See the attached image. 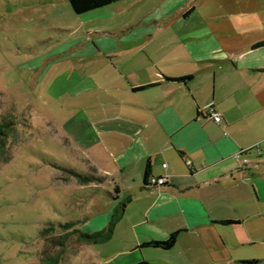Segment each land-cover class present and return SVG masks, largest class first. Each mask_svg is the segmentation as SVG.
Instances as JSON below:
<instances>
[{
  "label": "crops",
  "instance_id": "0c3cea01",
  "mask_svg": "<svg viewBox=\"0 0 264 264\" xmlns=\"http://www.w3.org/2000/svg\"><path fill=\"white\" fill-rule=\"evenodd\" d=\"M51 1L69 23L57 21L41 71L53 97H68L78 172L104 178L65 182L108 199L90 201L78 227L105 230L126 203L96 243L102 264H237L232 244L264 238V0H120L82 14ZM153 176L168 182L150 186ZM174 232L171 249L146 245Z\"/></svg>",
  "mask_w": 264,
  "mask_h": 264
},
{
  "label": "rangeland",
  "instance_id": "374dc122",
  "mask_svg": "<svg viewBox=\"0 0 264 264\" xmlns=\"http://www.w3.org/2000/svg\"><path fill=\"white\" fill-rule=\"evenodd\" d=\"M62 7L51 0H0V264H46L56 254L59 264H102L100 245L74 235L64 239L58 226L81 220L82 227L89 202L104 208L108 200L106 191L80 190L75 179L63 178L87 167L65 132L68 97H53L52 73L41 71L44 56L58 44L57 21L68 22ZM258 186L264 211V180ZM256 222L262 233L264 214ZM51 225L55 230L42 233ZM227 250L228 261L264 264V238Z\"/></svg>",
  "mask_w": 264,
  "mask_h": 264
},
{
  "label": "trees",
  "instance_id": "16d2710c",
  "mask_svg": "<svg viewBox=\"0 0 264 264\" xmlns=\"http://www.w3.org/2000/svg\"><path fill=\"white\" fill-rule=\"evenodd\" d=\"M70 4L72 5L74 11L78 14H82L94 9H98L104 6H108L114 2L120 1V0H68ZM264 42H260L257 44V46H263ZM9 124H6L5 127H7ZM4 134V129H2V126L0 125V142H1V136ZM245 152H242L244 154ZM71 176L76 177L80 182H87V181H92V180H102L104 179L102 176H97L94 174H83L80 173L74 169H71L68 171ZM67 177H63L64 179H67ZM126 207V203H121L120 206H118L113 214L111 215V219L109 221L108 227L105 230L102 231H97L93 233H88L83 231L81 228L78 227V224L81 222V220H71L67 221L64 223H59L58 226L63 228L66 231V234H64V239H68L71 235H74L79 241L87 242V243H99L104 240H106L110 235L113 233V230L118 223V221L123 217V212ZM227 223H232L233 221L228 220L225 221ZM56 226L51 225L49 227H46L43 232L50 233L53 230H55ZM177 234L178 232H174L170 235L169 239L166 241H152V242H147L146 245H153V246H158L162 247L164 249H171L176 241H177ZM62 237V236H60ZM58 245L64 247L65 242L62 240H58L57 242ZM60 254H56L54 256H50L47 258V263L46 264H59L60 263ZM137 264H153L150 263L146 260H143Z\"/></svg>",
  "mask_w": 264,
  "mask_h": 264
},
{
  "label": "built area",
  "instance_id": "2783aa9c",
  "mask_svg": "<svg viewBox=\"0 0 264 264\" xmlns=\"http://www.w3.org/2000/svg\"><path fill=\"white\" fill-rule=\"evenodd\" d=\"M208 113H210V116H212V118L217 122L220 123L222 121V115L215 110V108L213 106H210L208 108ZM238 157H242V153H238L237 154ZM244 162L248 163L249 159L248 158H244ZM165 167L167 166V164L164 165ZM168 182V176L166 177H156L153 176L149 179V184L150 186H161V185H165Z\"/></svg>",
  "mask_w": 264,
  "mask_h": 264
}]
</instances>
